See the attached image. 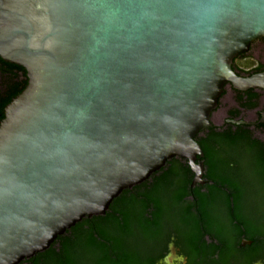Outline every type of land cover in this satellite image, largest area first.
<instances>
[{"label": "water", "instance_id": "1", "mask_svg": "<svg viewBox=\"0 0 264 264\" xmlns=\"http://www.w3.org/2000/svg\"><path fill=\"white\" fill-rule=\"evenodd\" d=\"M264 38V0H0V58L24 68L0 121V264H20L196 141L236 57ZM258 124L264 123V110Z\"/></svg>", "mask_w": 264, "mask_h": 264}, {"label": "trees", "instance_id": "2", "mask_svg": "<svg viewBox=\"0 0 264 264\" xmlns=\"http://www.w3.org/2000/svg\"><path fill=\"white\" fill-rule=\"evenodd\" d=\"M0 66L8 87V96L0 98L2 121L28 79L20 66L1 58ZM235 92L244 99L245 93ZM258 129L264 130V123L252 129L226 122L201 130L196 141L204 152L198 159L205 164L204 186H193L188 161L175 157L147 181L124 190L105 215L84 218L49 249L20 264H151L155 258L146 256L147 249L169 229L198 256L240 255L237 246L245 237L254 242L243 254L264 257V140L256 135ZM203 187L208 192H201ZM202 228L213 229L211 236L223 247L208 248Z\"/></svg>", "mask_w": 264, "mask_h": 264}, {"label": "flooded vegetation", "instance_id": "3", "mask_svg": "<svg viewBox=\"0 0 264 264\" xmlns=\"http://www.w3.org/2000/svg\"><path fill=\"white\" fill-rule=\"evenodd\" d=\"M264 38L251 44L250 49L239 55L234 59L233 69L234 71L241 76H251L256 73L264 72ZM249 55H253L257 58V63L254 64L250 69L244 70L238 66V62H242L249 58ZM260 62H259V61ZM228 87L226 86L225 92L222 94L219 102V107L212 114V123L215 126H222L224 123H233V124H246L249 125L252 129H256L260 124H258L260 120V113L264 110V90L260 89H249L247 91H242L245 93L244 99L241 100L238 97V94L235 92L233 88V95L229 100V106L224 112V116L221 119L222 124L216 125L214 122V115L217 111L221 109L222 99L228 94ZM6 85V70L0 66V98L8 96ZM252 90V93L250 91ZM251 94L259 95L251 97ZM251 97V98H249ZM257 103L254 107H249L251 104ZM264 133V130L258 129L257 133ZM258 136V135H257ZM260 138V137H259ZM261 139V138H260ZM186 160V159H184ZM188 161V160H187ZM199 162V160L197 161ZM205 173V170H204ZM207 182L203 180L202 183H198L200 185H205ZM195 184L193 186H196ZM228 190V189H227ZM229 191V190H228ZM201 192H208V189L203 187ZM230 192V191H229ZM190 200H195L196 196H189ZM201 231L205 234L204 239L207 241L208 248L213 249L214 246H221L220 241L211 236L213 233V229L206 231L204 228ZM163 235L158 237L155 246L151 249L148 248L146 252V256L154 257L155 260L151 262V264H264V257L257 256L255 254L247 255L243 254L246 249H249L253 246V240L247 239L245 237L241 238L238 254H230L221 255V253L216 254L214 256H209L206 254H202L198 256L196 253L190 251V248L183 242V238L180 237V233L176 232L174 229H169L162 233ZM206 258V259H204Z\"/></svg>", "mask_w": 264, "mask_h": 264}, {"label": "rangeland", "instance_id": "4", "mask_svg": "<svg viewBox=\"0 0 264 264\" xmlns=\"http://www.w3.org/2000/svg\"><path fill=\"white\" fill-rule=\"evenodd\" d=\"M263 39V38H262ZM261 41V39H260ZM262 45L264 46V43H262ZM257 58L254 57L253 55H249V58H247V60L242 61V62H238V66L244 70H248L250 69V67H252L254 64H256L257 62ZM259 61V60H258ZM260 62V61H259ZM233 95V91L231 90V87H228V94L222 99V106L221 109L219 111H217L214 115V123L216 125H221V119L224 116V112L226 111V109L229 106V100L231 99V96ZM258 137H260L262 140H264V133H257Z\"/></svg>", "mask_w": 264, "mask_h": 264}, {"label": "bare ground", "instance_id": "5", "mask_svg": "<svg viewBox=\"0 0 264 264\" xmlns=\"http://www.w3.org/2000/svg\"><path fill=\"white\" fill-rule=\"evenodd\" d=\"M248 83L255 84V85H263L264 84V82L262 80H255V81H248V82H245V83L244 82H241V83H239V85L240 86H245Z\"/></svg>", "mask_w": 264, "mask_h": 264}]
</instances>
